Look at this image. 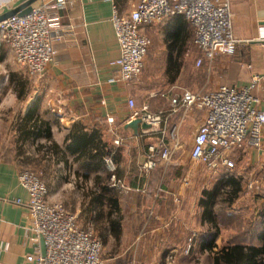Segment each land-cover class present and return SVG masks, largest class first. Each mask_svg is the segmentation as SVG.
<instances>
[{
    "label": "crops",
    "instance_id": "0c3cea01",
    "mask_svg": "<svg viewBox=\"0 0 264 264\" xmlns=\"http://www.w3.org/2000/svg\"><path fill=\"white\" fill-rule=\"evenodd\" d=\"M25 1L27 0H0V16ZM135 1L68 0L63 9L54 6L56 0H38L34 3H46L51 14L59 16L62 25V29L54 33L57 55L43 76L54 85L52 87L55 88L56 97H53V102L58 103L64 111L59 116L61 120L58 124L61 129H56L60 133L58 137L52 127L54 140L63 145L72 127L79 123L88 134L97 133L102 145L106 144L107 150L110 151L105 157L104 165L105 171L111 176V185L113 186L114 176L116 181H120L115 186L119 194L131 195L130 204L126 208L129 214L144 210L152 193H155L153 202H157L158 195H161L159 202L166 209L164 213L168 212V201L170 209L174 211L177 208L186 210L187 205H191L193 211L197 204V184L205 179V172L217 175L216 184L222 178H233L237 182L235 197L231 203L226 202V197V201L222 202L224 211L226 210L224 214L234 219L229 237L224 238L222 235L219 217L217 227H214L205 220L203 213H200L199 228L204 229V232L200 234L196 226L185 224L184 221L176 222L170 236L174 247L172 251L178 253L177 248H183L181 255L190 259L195 252H199L212 264V252L222 246L261 245L264 226V138L260 149L248 148L230 155L235 164L233 169L222 168L214 173L204 166L194 167L190 164V153L197 129L205 118L204 111L195 109L199 112V117L191 136L189 154L179 158V144L171 161L162 162L149 172L142 170L149 145L152 144L149 140L158 139V136L144 134L145 129L141 125L138 131L125 127L131 120L129 100L147 98L142 109L135 108L140 114L145 106L150 109L155 103L161 105L163 108L160 110H165L168 114L172 109L173 97L181 95L184 91H198L184 90L176 93L189 60V52L195 48L194 29L191 23L180 15L142 28V33L151 39L152 44L146 58L141 84H136L137 81L122 83L117 80L118 70L110 66V63L120 56V46L113 23L114 9L116 8L122 16H128L138 2ZM230 5L233 33L240 42L232 56L217 55L211 64L203 65L206 68L203 78L207 79V88L203 87L205 90L199 91L216 90L222 85L244 88L250 85L253 74H264V0H230ZM22 75L34 79L26 67L17 63L9 46L0 39V94L4 88L8 92L5 98L0 96V109L4 105L25 99V93H13V86L15 87L21 79H27L22 78ZM151 86L156 88L155 93ZM254 93L260 98V108L264 110V82L257 86ZM37 103V99L28 100L21 118L22 125L34 110L36 115L49 121L37 111ZM190 118L191 113L184 116L182 110L171 115L168 118L169 134L174 132L178 139L179 133ZM19 129L17 124L18 136L21 135ZM165 141L168 145L175 142L170 136H166ZM27 142L38 145V140L33 141L32 138ZM110 166L114 168V173L108 172ZM74 167L77 168L76 165ZM170 167L174 169L170 176L165 177ZM199 168L201 172L198 171ZM19 172L20 167L15 161H0V264H27V255L37 252L42 254L41 238L37 244L33 241L34 236L30 230L31 216L25 204L29 194L19 181ZM93 174L95 176L96 173ZM250 184H256L258 191L261 189L262 193L257 192L255 188L250 190ZM90 188L94 191L92 182ZM232 189L233 187L227 186L225 192ZM204 192L205 190L202 194L200 192L202 199ZM17 199L24 203H16ZM191 209L186 210V215ZM179 210H176L178 216ZM156 230L160 231L161 228ZM199 234L200 238H197ZM6 244L9 249L1 250ZM210 246L213 248L212 252ZM191 248H194V251H191ZM177 260L178 258L176 262Z\"/></svg>",
    "mask_w": 264,
    "mask_h": 264
},
{
    "label": "built area",
    "instance_id": "2783aa9c",
    "mask_svg": "<svg viewBox=\"0 0 264 264\" xmlns=\"http://www.w3.org/2000/svg\"><path fill=\"white\" fill-rule=\"evenodd\" d=\"M67 2L56 0L54 6L63 9ZM178 15L186 18L194 29L193 43L200 53L197 67L211 64L217 55L235 53L240 40L233 33L230 0H138L128 16L114 9L113 23L120 56L110 66L117 68V80L136 82L144 71L152 42L142 33V28ZM61 29L59 16L52 15L46 3H37L29 13L16 14L0 22V39L9 46L18 64L26 67L32 76L41 78L55 60L54 33ZM262 82L264 74H253L250 85L244 88L222 85L211 91H184L171 99L172 109L168 114H150L147 106L140 114L135 110V101L130 99V118L141 117L151 126L144 134L158 135L157 142L149 145L142 170L149 172L158 164L171 161L179 143L174 132V144L166 143L162 124L166 125V119L178 111L182 110L186 116L195 109L204 111L205 118L194 137L190 164L204 166L214 173L222 168L233 169L235 164L229 156L235 151L262 147L264 110L254 93ZM18 178L29 194L25 204L31 216L33 241L37 244L43 238L46 245L45 256L38 252L29 254L27 264H107L101 259L100 239L92 231L84 230L77 215L64 205L48 202V188L39 173L23 170ZM112 181L113 186L120 183L114 176ZM249 188L262 193L256 184H250ZM16 203L24 202L17 199ZM8 249V244L1 248Z\"/></svg>",
    "mask_w": 264,
    "mask_h": 264
},
{
    "label": "rangeland",
    "instance_id": "374dc122",
    "mask_svg": "<svg viewBox=\"0 0 264 264\" xmlns=\"http://www.w3.org/2000/svg\"><path fill=\"white\" fill-rule=\"evenodd\" d=\"M199 56L200 53L196 48L191 49L188 57L189 60L185 65V70L182 73L176 93H181L184 90H205L203 87H206L207 79L203 78V73L206 68L205 66L197 67L195 63ZM143 75L144 71L136 84H141ZM22 76V78L27 79H21L15 87L13 86V93H25V99L13 104L4 105L0 109V161H15L19 165L20 171L30 170L39 173L48 188V202L64 205L69 211L77 215L79 224L84 230L92 231L100 239L103 245L101 259L107 264H209L206 257L199 252H195L191 259L186 257V255H181L183 248H177L178 253L173 252L174 247L170 236L173 227L178 221H184L185 224L189 223L196 226L200 230V234L204 232V229L199 228L201 222L200 213L203 212L198 204V199H200L204 190H213L218 179L217 175L205 172L207 174L204 177L205 179L197 184L198 187L195 196L197 204L194 210L192 211L191 205H187L186 207V210L191 209V211L187 212L188 215H186V210H179L177 208L180 211L178 216L176 213L177 209L175 211L170 209L169 201L168 205L166 204L168 206V212L164 213L165 208L159 202L161 195H158L157 202H153L155 200V193H152L150 202L146 203L144 210H139L140 212L136 214H129L126 208L130 204L131 195L120 193V205L123 206V208L121 207L123 209H121L122 213H120V217L122 218V234L120 239H116L112 235H107L105 232L106 229L104 228L105 222L97 221V219L94 221L88 211L87 203L89 199L86 194L91 182L85 180L82 173L80 175L75 174L74 166H65L61 160L56 158V154L49 152L46 147L40 149L38 146H41V144L50 146L46 140L39 139L38 145L19 140L21 136L16 134V127L17 124L19 126L22 124L23 119L21 121V118L27 108L28 100L32 98L38 100L37 111L51 121L52 127L55 128L54 130L59 127L58 129L60 131L61 126L58 122L60 123L59 120L61 118L59 116L64 112L58 103L53 102V97H56V92L51 82L43 77H34L32 79L30 76ZM151 89L154 93L157 91L154 86H151ZM7 93L6 88H4L0 94L1 98H5ZM7 101L9 100L7 99ZM134 101L135 108L138 110L142 109L144 103L147 102V98L143 97L138 101L134 98ZM162 108L161 105L155 103L154 107L148 108L147 111L150 114H158L159 112L165 111L160 110ZM198 117L199 112L193 110L188 124H186L182 132L178 135L181 147L178 152L179 158L183 157L184 154H189L191 136ZM168 120L166 119V125L163 122L162 126L165 127L166 136H170L172 139L173 134H169L170 124ZM56 135L57 137L60 135L57 130ZM157 140V138H152L149 141L154 144ZM58 161L62 163H58ZM192 166L200 167L196 165ZM112 169L113 167L110 166L108 172L114 173ZM173 169L174 167H170L165 177L170 176ZM224 207V204L217 206V211L218 213L222 211L219 213L220 230L224 238H228L233 228L234 219L224 214L226 211H224ZM230 209L232 210V206ZM115 218H118L117 214ZM156 228H161V230L158 231ZM200 234L197 238H200ZM244 242L242 241V243ZM191 251H194V248H191ZM175 257L178 258L177 262Z\"/></svg>",
    "mask_w": 264,
    "mask_h": 264
},
{
    "label": "trees",
    "instance_id": "16d2710c",
    "mask_svg": "<svg viewBox=\"0 0 264 264\" xmlns=\"http://www.w3.org/2000/svg\"><path fill=\"white\" fill-rule=\"evenodd\" d=\"M29 128V129H28ZM22 141L30 138L33 141L46 140L50 146L41 144L40 149L47 148L49 152L56 154L65 166H75V174H83L85 180L92 182L94 191L88 189L86 196L88 211L94 219L104 221L107 235L120 239L122 234V218L120 217V194L119 190L110 183L111 176L105 171V157L110 153L106 144L102 145L97 133L88 134L82 124L72 127L66 136L63 145H59L53 138L51 121L43 119L33 111L20 125ZM71 157V158H70ZM93 173H96L95 176ZM235 180L222 178L214 186L213 190H205V196L200 201L203 216L210 225L217 227L219 217L217 206L224 203V197L231 203L235 197ZM234 184V185H233ZM233 185V186H232ZM227 186L233 187L232 191L225 192ZM107 209V210H106ZM118 218H115V215ZM114 215V218H113ZM124 220V218H123ZM216 231H219L216 229ZM107 240V238H105ZM261 245L229 244L217 248L212 252V264H264V226L261 234Z\"/></svg>",
    "mask_w": 264,
    "mask_h": 264
},
{
    "label": "water",
    "instance_id": "95a60500",
    "mask_svg": "<svg viewBox=\"0 0 264 264\" xmlns=\"http://www.w3.org/2000/svg\"><path fill=\"white\" fill-rule=\"evenodd\" d=\"M38 0H27L25 1L23 4H21L20 6H18L17 8L3 14L2 16H0V22L18 14V15H25L27 13H29L32 9V5L37 2ZM142 126L145 130L150 129L151 126L149 124H146L143 119L141 117L135 118V119H131L127 124H126V128L134 130V131H138L139 126ZM137 134V133H136ZM41 245H42V255L45 256L46 254V245H45V241L43 238H41Z\"/></svg>",
    "mask_w": 264,
    "mask_h": 264
}]
</instances>
